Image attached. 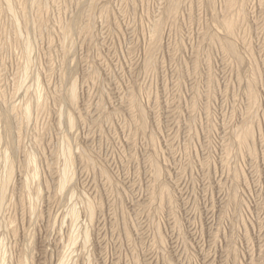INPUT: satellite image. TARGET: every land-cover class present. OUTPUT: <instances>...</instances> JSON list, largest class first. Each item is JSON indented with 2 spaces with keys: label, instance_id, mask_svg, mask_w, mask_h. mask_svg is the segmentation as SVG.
Segmentation results:
<instances>
[{
  "label": "rangeland",
  "instance_id": "obj_1",
  "mask_svg": "<svg viewBox=\"0 0 264 264\" xmlns=\"http://www.w3.org/2000/svg\"><path fill=\"white\" fill-rule=\"evenodd\" d=\"M0 264H264V0H0Z\"/></svg>",
  "mask_w": 264,
  "mask_h": 264
},
{
  "label": "bare ground",
  "instance_id": "obj_2",
  "mask_svg": "<svg viewBox=\"0 0 264 264\" xmlns=\"http://www.w3.org/2000/svg\"><path fill=\"white\" fill-rule=\"evenodd\" d=\"M231 24V23H230ZM228 27H231L230 25H228ZM73 89H75V88H73ZM39 95V94H38ZM72 95V94H71ZM74 95V94H73ZM27 110V109H26ZM28 113V112H27ZM68 166V165H67ZM66 173V172H65Z\"/></svg>",
  "mask_w": 264,
  "mask_h": 264
}]
</instances>
